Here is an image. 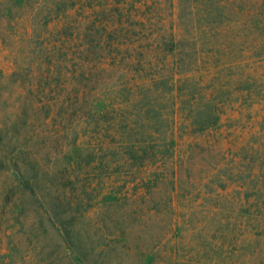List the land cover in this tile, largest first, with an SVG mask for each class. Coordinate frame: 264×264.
Instances as JSON below:
<instances>
[{"label":"trees","instance_id":"trees-1","mask_svg":"<svg viewBox=\"0 0 264 264\" xmlns=\"http://www.w3.org/2000/svg\"><path fill=\"white\" fill-rule=\"evenodd\" d=\"M168 1L0 0V49L9 36L33 46L38 74L28 82L62 88L69 63L82 72L92 133L85 165L97 182L85 187L90 208L154 215L180 234L210 232L222 241L215 254L228 241L225 255L238 264L230 260L264 251V115L245 134L226 116L243 103L217 96L209 57L198 50L195 6L176 0L168 20ZM225 126L237 135L228 143L175 141Z\"/></svg>","mask_w":264,"mask_h":264},{"label":"rangeland","instance_id":"rangeland-1","mask_svg":"<svg viewBox=\"0 0 264 264\" xmlns=\"http://www.w3.org/2000/svg\"><path fill=\"white\" fill-rule=\"evenodd\" d=\"M190 1L198 50L209 57L218 98L243 103L226 116L241 120L243 134L255 130L264 115V0ZM164 4L174 19L176 0ZM10 37L0 49V264H230L228 241L218 257L213 246L222 241L210 240V232L180 234L154 215L88 206L85 187L97 182L85 165L92 133L82 72L69 63L62 88L53 89L57 80L28 82L38 74L36 63L29 64L38 52ZM234 135L225 126L215 136L176 134L175 141L228 143ZM230 261L264 264V251Z\"/></svg>","mask_w":264,"mask_h":264}]
</instances>
